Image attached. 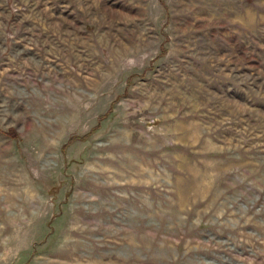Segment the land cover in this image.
I'll return each mask as SVG.
<instances>
[{
  "label": "rangeland",
  "instance_id": "obj_1",
  "mask_svg": "<svg viewBox=\"0 0 264 264\" xmlns=\"http://www.w3.org/2000/svg\"><path fill=\"white\" fill-rule=\"evenodd\" d=\"M0 264H264V0H0Z\"/></svg>",
  "mask_w": 264,
  "mask_h": 264
}]
</instances>
